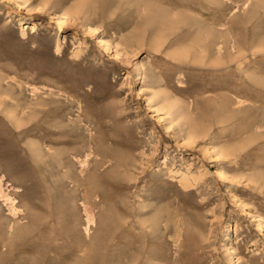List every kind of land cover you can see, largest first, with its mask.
<instances>
[{"label": "rangeland", "instance_id": "rangeland-1", "mask_svg": "<svg viewBox=\"0 0 264 264\" xmlns=\"http://www.w3.org/2000/svg\"><path fill=\"white\" fill-rule=\"evenodd\" d=\"M0 186V264H264V0H0Z\"/></svg>", "mask_w": 264, "mask_h": 264}, {"label": "bare ground", "instance_id": "bare-ground-1", "mask_svg": "<svg viewBox=\"0 0 264 264\" xmlns=\"http://www.w3.org/2000/svg\"><path fill=\"white\" fill-rule=\"evenodd\" d=\"M30 10H33V9H30ZM31 13V12H30ZM228 37V36H227ZM227 48V47H226ZM226 50V49H225ZM228 50V49H227ZM226 50V51H227ZM238 50H240V48H238ZM237 50V51H238ZM234 51V50H233ZM227 53V52H226ZM224 54V53H223ZM231 54V53H230ZM182 55V54H181ZM180 55V56H181ZM222 55V54H221ZM203 56V55H202ZM234 56V55H233ZM242 56V55H241ZM222 57H223V55L222 56H219V59H218V65H220L221 63H223V61H222ZM240 58V57H239ZM217 63H216V66H218L217 65ZM219 67V66H218ZM241 102V101H240ZM42 109V108H41ZM36 110V109H35ZM60 114V113H59ZM58 114V115H59ZM17 116L15 115V118H16ZM14 118V119H15ZM19 118V117H18ZM24 118V117H23ZM21 119V118H20ZM16 120V119H15ZM20 121V120H19ZM16 122V121H15ZM21 126V125H20ZM23 127V126H22ZM189 133V132H188ZM190 142V141H189ZM192 142V141H191ZM194 142V141H193ZM38 149V148H37ZM35 150V149H34ZM37 151V150H36ZM85 151V150H84ZM70 152V151H69ZM225 152V154L226 153H229L228 151H224ZM87 154V153H86ZM81 158V157H80ZM82 161V160H81ZM101 162V161H100ZM61 167V166H60ZM87 168V167H86ZM85 168V169H86ZM219 175L220 176H224L223 174H222V170H220L219 171ZM255 177V176H254ZM78 188V187H77ZM24 189V188H23ZM77 190V189H76ZM17 192H21V190H17ZM26 193V192H25ZM0 196H6V194H5V192L3 191V188H2V186H0ZM59 197V196H58ZM61 197V196H60ZM88 198V197H87ZM91 199V198H90ZM6 200H8V201H10V204H11V206L14 208V211L15 210H18L17 209V207L15 206L16 204V201H15V199H13L12 197H10L9 195L7 196V199ZM99 200H101V199H99ZM88 201V200H87ZM25 202V201H24ZM67 202V201H66ZM86 207V206H85ZM91 208V207H90ZM88 209V208H87ZM89 210V209H88ZM91 210V209H90ZM20 211V210H19ZM23 211V210H22ZM87 212V211H86ZM89 217V222H91V223H94V220H95V218H94V215L91 213V214H87ZM123 215V214H122ZM29 219H30V221H32V222H34L35 220H36V218H37V216H35V215H33V214H28V216H27ZM11 224V223H10ZM89 226H90V224H89ZM27 227H21L20 229H19V231H21V230H24V229H26ZM90 230V229H89ZM147 230V229H146ZM12 232V231H11ZM10 233V232H9ZM88 240V239H87ZM147 240V239H146ZM7 253V252H6ZM79 253V252H78ZM132 264V263H131Z\"/></svg>", "mask_w": 264, "mask_h": 264}]
</instances>
